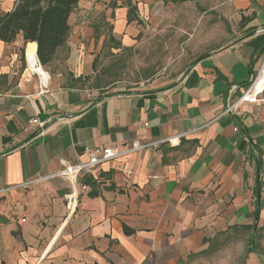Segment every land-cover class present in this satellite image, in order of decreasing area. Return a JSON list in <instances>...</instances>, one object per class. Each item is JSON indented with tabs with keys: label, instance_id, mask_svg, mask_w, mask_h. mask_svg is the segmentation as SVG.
Segmentation results:
<instances>
[{
	"label": "crops",
	"instance_id": "obj_1",
	"mask_svg": "<svg viewBox=\"0 0 264 264\" xmlns=\"http://www.w3.org/2000/svg\"><path fill=\"white\" fill-rule=\"evenodd\" d=\"M125 1L80 0L65 43L37 60L45 75L29 68L35 42L0 41V264H192L239 240L243 264H264V100L223 113L264 55V0H221L231 34L171 86L86 90L94 18L123 47L139 33ZM33 117L43 127L24 132ZM135 145L75 184L54 175L86 149Z\"/></svg>",
	"mask_w": 264,
	"mask_h": 264
},
{
	"label": "rangeland",
	"instance_id": "obj_2",
	"mask_svg": "<svg viewBox=\"0 0 264 264\" xmlns=\"http://www.w3.org/2000/svg\"><path fill=\"white\" fill-rule=\"evenodd\" d=\"M220 1L148 0L147 5L136 7L138 1L134 4L131 0L140 22L135 24L139 33L129 47L111 37L110 22L104 16L95 17L92 36L95 45L101 41V47L94 71L85 76L82 86L103 94L111 90L150 91L173 83L192 61L231 34V25L217 6ZM244 242H237L234 255L222 250L192 264H243Z\"/></svg>",
	"mask_w": 264,
	"mask_h": 264
},
{
	"label": "trees",
	"instance_id": "obj_3",
	"mask_svg": "<svg viewBox=\"0 0 264 264\" xmlns=\"http://www.w3.org/2000/svg\"><path fill=\"white\" fill-rule=\"evenodd\" d=\"M79 1L14 0L12 10L0 15V41L9 43L21 33L25 41L36 43V57L39 63L42 66L49 64L56 49L66 41L69 32L68 17ZM125 5L127 22H131L137 17L134 13L135 6L131 5L130 0H126ZM260 50L264 51V41ZM76 80L80 82L81 77Z\"/></svg>",
	"mask_w": 264,
	"mask_h": 264
},
{
	"label": "built area",
	"instance_id": "obj_4",
	"mask_svg": "<svg viewBox=\"0 0 264 264\" xmlns=\"http://www.w3.org/2000/svg\"><path fill=\"white\" fill-rule=\"evenodd\" d=\"M256 32L261 33L263 32V29L258 28ZM30 64L31 63L29 62V65ZM263 92H264V55L262 56L259 62V66L255 75L251 78L249 84L246 86L243 93H241L234 102L228 104L224 109L223 113H229L233 111L238 104L245 101L256 102V101L264 100L263 98H261ZM43 125L44 124L40 122L37 117H33L28 121V126L24 128V132H31L37 127L41 128ZM139 148H141V146L135 145L130 149H123V150H119L114 147H94V148L86 149L87 160L85 162H78L75 164L66 165L62 169L57 171L54 175L67 180L71 184L72 183L75 184L78 180V177L82 174L83 171L92 170L102 165L103 163H106L108 161L120 157L127 151H132L133 149H139ZM81 189L85 190L86 186L82 185Z\"/></svg>",
	"mask_w": 264,
	"mask_h": 264
},
{
	"label": "bare ground",
	"instance_id": "obj_5",
	"mask_svg": "<svg viewBox=\"0 0 264 264\" xmlns=\"http://www.w3.org/2000/svg\"><path fill=\"white\" fill-rule=\"evenodd\" d=\"M31 47L33 48V50H31V56L33 58V62L29 65V68L31 71L33 72H38L42 75H45L46 73L43 71L42 67L40 66V64L37 62V59L35 58V54H34V44L31 45ZM30 56V57H31Z\"/></svg>",
	"mask_w": 264,
	"mask_h": 264
},
{
	"label": "water",
	"instance_id": "obj_6",
	"mask_svg": "<svg viewBox=\"0 0 264 264\" xmlns=\"http://www.w3.org/2000/svg\"><path fill=\"white\" fill-rule=\"evenodd\" d=\"M42 127H43V126H42ZM42 127H41V128H42ZM41 128H40V129H41ZM35 133H37V130H36V131H34V132L32 133V136H34V135H35Z\"/></svg>",
	"mask_w": 264,
	"mask_h": 264
}]
</instances>
